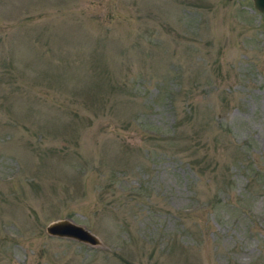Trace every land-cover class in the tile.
Wrapping results in <instances>:
<instances>
[{
	"label": "rangeland",
	"instance_id": "obj_1",
	"mask_svg": "<svg viewBox=\"0 0 264 264\" xmlns=\"http://www.w3.org/2000/svg\"><path fill=\"white\" fill-rule=\"evenodd\" d=\"M0 264H264V13L0 0Z\"/></svg>",
	"mask_w": 264,
	"mask_h": 264
},
{
	"label": "water",
	"instance_id": "obj_2",
	"mask_svg": "<svg viewBox=\"0 0 264 264\" xmlns=\"http://www.w3.org/2000/svg\"><path fill=\"white\" fill-rule=\"evenodd\" d=\"M252 6L257 11L264 13V0H251ZM45 232L71 238L91 246H101L102 243L97 235L81 224L74 223L67 218H58L49 221L45 226Z\"/></svg>",
	"mask_w": 264,
	"mask_h": 264
}]
</instances>
